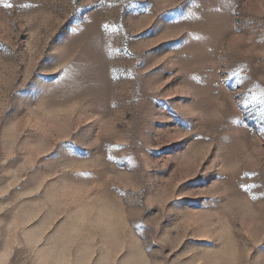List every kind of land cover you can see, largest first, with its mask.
Wrapping results in <instances>:
<instances>
[{"label": "rangeland", "instance_id": "rangeland-1", "mask_svg": "<svg viewBox=\"0 0 264 264\" xmlns=\"http://www.w3.org/2000/svg\"><path fill=\"white\" fill-rule=\"evenodd\" d=\"M0 264H264V0H0Z\"/></svg>", "mask_w": 264, "mask_h": 264}]
</instances>
